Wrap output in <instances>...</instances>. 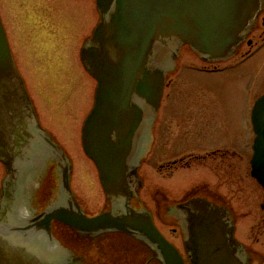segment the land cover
I'll return each mask as SVG.
<instances>
[{"label": "water", "instance_id": "95a60500", "mask_svg": "<svg viewBox=\"0 0 264 264\" xmlns=\"http://www.w3.org/2000/svg\"><path fill=\"white\" fill-rule=\"evenodd\" d=\"M263 6L264 0H96L99 19L80 51L84 68L97 81L81 143L98 170L110 207L92 217L84 213L70 187V159L37 120L0 17V114L26 116L22 132L26 143H43V157L48 148L58 169V201L33 217L31 224L38 223L36 229L46 233L54 219L83 234L126 232L154 247L164 264H184L155 227L150 212L134 210L130 204L141 187L138 168L153 142L166 75L183 45L206 62L232 57ZM251 122L255 134L251 175L264 188V94L254 103ZM10 133L11 127L1 126L0 143ZM7 150H0V159L8 168ZM9 203V191L4 190L0 229L17 221ZM179 209L189 214L184 226L191 264H250L225 208L193 198ZM13 237L6 240L0 230V264H20L17 250L22 244Z\"/></svg>", "mask_w": 264, "mask_h": 264}, {"label": "flooded vegetation", "instance_id": "af4514ba", "mask_svg": "<svg viewBox=\"0 0 264 264\" xmlns=\"http://www.w3.org/2000/svg\"><path fill=\"white\" fill-rule=\"evenodd\" d=\"M33 1L20 0L19 2L26 5ZM40 3L43 2L41 1ZM2 10L6 14L2 0H0V16L3 21ZM32 12L34 11L27 9L26 15H31ZM5 30L37 120L52 134L43 125L37 103L31 97L28 91L29 87L27 88L28 84H26L27 80L24 79L25 77H23L17 64L6 26ZM256 32L259 34V40L253 38ZM86 38L87 36L81 41L78 57L80 48ZM260 53H264V8L259 14L255 27L248 34L246 40L238 46L232 58L215 63H206L200 60L201 64L189 65L188 68L200 70L205 74L227 71L248 65ZM227 62L229 65L226 64ZM221 64L226 65L220 67L222 66ZM256 76L249 78L247 74L244 75L247 78L243 83L242 92L244 100L247 99V103H244L240 110L242 124L244 125L242 130L245 133L244 130L246 128L247 134L250 130L249 98L257 93L260 94L262 91V87L260 88L261 77ZM171 83L166 78L164 90H169ZM198 85L199 88L209 91L208 88L204 87L206 85ZM170 93H166L165 98L167 100L165 101L162 98L161 102L165 112L164 115H171V119H174L175 113L172 112L175 110L174 107L176 105L172 102ZM210 95L212 98H210ZM213 100L221 107L215 108ZM185 101L184 108L179 113L178 121L168 123L169 127H172V125L178 126L181 138L175 141L169 139L168 143L161 144V147H158V143H151L149 149L151 151L150 155H153L151 157L154 160L153 162H156L157 171L164 173L163 178L167 181L166 184L163 183L165 188H162L163 191L155 189L154 186L157 184L152 185L153 187L149 186L151 190L149 196L163 197L162 204L158 203L157 199L152 198V206L148 205L149 208H146L141 201L142 198L139 192L131 198L130 204L134 210H148L152 215L155 227L174 246L183 263L191 264L192 252L188 248L187 232L184 226V219L189 214L180 209L178 210V207L190 199L204 198L217 206L225 208L234 218L232 201L235 191V178L240 175L246 178L251 177L250 153L252 152V146L250 143H233V139L227 142L222 140L221 143H210L212 141L210 139L203 140L204 133L207 135L209 129L213 127L212 117H215L217 121L216 116H218L219 112L228 126V113L226 111L229 109L220 103V99L213 92L207 93V91H204L197 98H193L189 93ZM191 114L194 115V119L188 117ZM180 115L186 116V118L182 119ZM23 118L21 114L12 118L0 114V127L2 126L3 129L11 127L10 138L0 143V150L5 147L8 148L4 153H6L7 161L9 162V167L7 168L6 163L0 159V199L4 190L9 191V206L11 205L12 207V217L17 219V221H14V219L8 221L0 230L6 234V240H12V236H14V239L20 240L22 245L17 250L20 264H164L162 257H160L154 247L143 239L126 232L109 231L97 234H83L54 219L51 221L50 232L46 233L36 229L38 223H35L34 226L31 224L30 220L33 217L38 216L42 211L52 207L58 201V169L47 147V149L45 148L46 156L43 157V143H26V136L22 133L26 131V116ZM231 120H233L232 117ZM52 136L54 135L52 134ZM176 141L179 142L175 143ZM203 141L207 143H203ZM154 156L155 159L153 158ZM163 157L165 158L163 159ZM69 158L71 159V157ZM87 161L91 163L92 169L95 170L97 183L102 191L98 173L92 162L88 159ZM149 172L150 169L148 168V174ZM74 175L73 165L70 182L84 213L92 217L107 210L109 202L106 198L102 200L104 205L98 211L90 212L87 209L90 208L89 206L91 208L96 206V201L87 203L89 206L83 203L75 189L77 183L73 181ZM141 186L140 190L143 191L145 186L142 184ZM165 198L170 201L166 202ZM159 207L162 209L163 214L161 219L157 215ZM234 224L235 237L245 248L246 254L250 258V264H264V248L262 249L256 245L258 238L251 239L245 226L237 224L235 220ZM256 226L262 228L264 227V222L256 221ZM164 228H167L168 234L163 231Z\"/></svg>", "mask_w": 264, "mask_h": 264}, {"label": "rangeland", "instance_id": "374dc122", "mask_svg": "<svg viewBox=\"0 0 264 264\" xmlns=\"http://www.w3.org/2000/svg\"><path fill=\"white\" fill-rule=\"evenodd\" d=\"M19 1L2 0L6 14L1 11L17 64L24 79L27 80L31 97L37 103L43 125L52 132L72 158L75 172L73 181L77 183V186L75 185L77 195L87 206H89L87 203L96 201V206L87 208L90 212H96L104 205L102 200H105V196L97 183L95 170L87 161L80 144V128L92 106L95 82L84 71L78 57L81 41L89 35L97 21L95 0H34L26 5ZM41 1L43 3H40ZM27 9L34 12L26 15ZM253 38L259 40V34L256 32ZM200 60L188 46H183L180 50L176 65L166 75L167 81L173 84L171 83L169 90H164L162 96L166 101V93L171 92V100L176 105L172 113L176 116L174 114V119H171V115H164L162 102L160 103L152 132V143H158V147H161L168 143L169 139L171 141L180 139L178 126L169 127L168 123L178 121L187 94L190 93L193 98H197L200 93L211 91L220 99V103L229 109L226 111L228 126L219 112L216 116L217 121L212 117L213 127L207 132L209 136L204 133L203 140L210 139L212 140L210 143H221L222 140L227 142L233 139V143L252 145L254 137L252 130H249L248 134L246 128L245 133L242 130L244 125L240 109L247 103L242 92L243 83L248 76L251 78L259 74L260 88L264 90V53H260L241 68L209 74L188 68L189 65L201 64ZM226 64H221L220 67ZM245 74L247 77H244ZM198 84L206 85L204 87L209 91L199 88ZM258 96L259 93L252 95L248 101L249 105H253ZM213 102L215 108L221 107L215 100ZM193 116L191 114L188 117L194 119ZM180 118L186 116L180 115ZM150 152L148 150L143 153L138 169L139 179L145 186L143 191L139 189L138 192L146 208L152 206V198L157 199L158 203L163 199L149 196L151 191L149 186L157 184L154 186L155 189L163 191V183L167 182L163 178L164 173L157 171L156 162H153L151 158L153 155H150ZM250 155L252 156V152ZM153 158L155 159V156ZM165 201L170 200L165 198ZM232 205L235 222L245 226L251 239L258 238L256 245L263 249L264 227L256 226V221L264 222V190L251 177L236 176ZM157 215L161 219L163 214L160 207ZM163 231L168 234L167 228Z\"/></svg>", "mask_w": 264, "mask_h": 264}]
</instances>
